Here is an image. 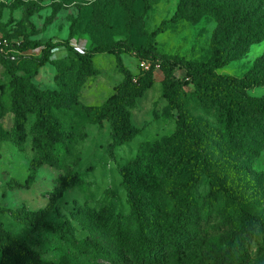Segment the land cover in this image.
<instances>
[{
	"label": "rangeland",
	"instance_id": "rangeland-1",
	"mask_svg": "<svg viewBox=\"0 0 264 264\" xmlns=\"http://www.w3.org/2000/svg\"><path fill=\"white\" fill-rule=\"evenodd\" d=\"M251 6H260L258 19L264 22V1L245 0ZM181 0H0V35L20 46L25 38L41 45L23 52L29 64L19 74H27L30 81L46 96L57 128L63 133L62 146L68 153L66 165L41 164L35 172L30 189H17L33 172L29 154L30 138L22 139L9 131L14 121L11 108L9 77L0 56V126L9 132V139L0 141V215L8 227L19 231L27 243L42 253L43 257L60 260L72 244L87 237L96 239L110 255L118 250L109 230L102 229L92 219V210L115 209L124 212L122 227L132 235L140 234V223L128 202L121 177L122 170L131 165L144 142L166 143L176 131L178 113L163 96L164 73L155 70L153 86L136 101L131 109V119L140 133L130 143L115 146L108 123L99 128L93 122L92 107L101 106L113 95L124 80L122 67L133 75L141 73L137 49L186 61L205 63L212 59L213 45L223 32V26L206 15L192 23L191 10H180ZM179 12V19L172 21ZM126 41L134 46L118 59L113 54H95V75L81 76L75 70L74 52H90L96 47ZM58 44L52 52V62L34 73L33 64L42 56L48 44ZM264 53V40L239 53L233 43L229 47L230 63L214 72L243 78ZM66 55L68 57L66 58ZM15 68L22 66L15 62ZM186 70L177 68L171 76L182 85L183 104L196 118L209 137L206 155L213 161L227 165L241 164L247 179L242 185L247 189L258 215L264 218V119L254 121L244 110L238 93L219 90L237 101L240 114L248 120V128L241 147H230L224 141L222 127L213 113L200 107L193 97V85H184ZM73 80L65 86L62 80ZM252 98L264 97V86L249 90ZM79 172L86 178L84 187L66 191L56 198L60 176ZM209 186L203 182L195 197L201 204L205 217L211 213L206 197ZM166 207L171 202L164 200ZM49 211V222H68V239L45 230L32 231L17 211ZM214 218V217H213ZM79 264H108L102 255L87 257L77 255Z\"/></svg>",
	"mask_w": 264,
	"mask_h": 264
},
{
	"label": "trees",
	"instance_id": "trees-1",
	"mask_svg": "<svg viewBox=\"0 0 264 264\" xmlns=\"http://www.w3.org/2000/svg\"><path fill=\"white\" fill-rule=\"evenodd\" d=\"M264 1V0H263ZM245 0H181L180 10H191L190 21L198 22L209 15L224 28L221 38L213 45L211 60L198 64L180 58L159 55L146 48L137 49L139 61L148 60L151 68L133 75L122 67L124 80L104 104L90 109L93 122L99 128L108 123L115 146L133 141L140 130L133 125L131 109L136 101L153 86L155 66L164 73L163 96L170 107L178 113L177 127L166 143L144 142L140 145L134 162L121 172L128 202L140 223V234L132 235L122 227L123 211L114 208L92 210L96 225L112 233L118 255H110L93 237H87L68 247L61 259L51 260L32 248L14 227H8L0 215V264H79L77 255L97 257L102 255L108 264H264V218L258 215L250 194L243 187L247 179L241 164L227 165L211 160L205 153L209 137L201 123L191 116L183 104L182 85L171 74L177 68L186 70L184 85H193L196 91L186 94L193 97L200 107L211 111L222 127L224 141L230 147L243 145L248 120L240 114L237 101L220 93L227 90L238 93L241 104L254 121L264 119V97L252 98L248 91L264 86V53L252 69L243 77L216 75L214 72L231 61L228 54L233 43L239 53L247 52L249 46L264 40V22L258 19L260 6H251ZM264 15V14H263ZM179 19V12L172 21ZM7 39V38H6ZM14 61L2 56L9 77L14 116L10 133L22 139H31L29 157L33 172L17 189H30L36 169L41 164L63 168L68 153L62 146L63 133L57 128L51 109L45 104L46 96L30 81L27 74H19L29 64L19 53L41 44L26 37L18 46L7 39ZM58 44L48 43L41 58L33 64L34 73L51 63L53 51ZM134 46L117 41L99 46L90 52L78 53L75 70L81 76L95 75V54H113L118 59ZM68 55H66V58ZM22 66L15 68V62ZM72 87L73 80H62ZM1 111V107H0ZM9 132L0 126V141L9 139ZM86 178L79 172L60 176L56 198L66 191L84 187ZM203 182L209 189L206 197L211 213L204 216L196 190ZM171 202L166 207L164 200ZM16 220L22 219L32 231L45 230L68 239L70 224L49 222V211H17ZM214 217V218H213Z\"/></svg>",
	"mask_w": 264,
	"mask_h": 264
},
{
	"label": "built area",
	"instance_id": "built-area-1",
	"mask_svg": "<svg viewBox=\"0 0 264 264\" xmlns=\"http://www.w3.org/2000/svg\"><path fill=\"white\" fill-rule=\"evenodd\" d=\"M12 52H13V49L10 48L9 41L4 36L0 35V54L10 59L11 61H14L18 58V56L16 57ZM20 55L22 56L23 52L19 53V56ZM140 66L143 71H147L151 68V62L148 60H143L140 62ZM156 69H160L159 64L155 66V70Z\"/></svg>",
	"mask_w": 264,
	"mask_h": 264
}]
</instances>
